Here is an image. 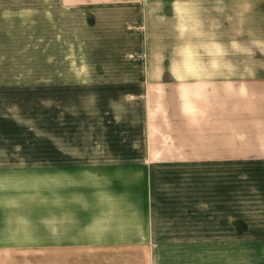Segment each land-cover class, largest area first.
<instances>
[{
  "label": "crops",
  "instance_id": "obj_1",
  "mask_svg": "<svg viewBox=\"0 0 264 264\" xmlns=\"http://www.w3.org/2000/svg\"><path fill=\"white\" fill-rule=\"evenodd\" d=\"M88 35L99 45L95 51L112 52L94 64V81L139 88L126 99L141 104V151L135 139L131 143L126 137L92 141L87 147H104L109 154L1 172L7 180L0 184V248L88 250L150 241L147 204L175 201L149 191V169L184 157L203 170L224 171L226 164L237 190L241 183L249 185L248 194L233 195L235 225L204 230L200 246L211 254L207 264H264V0H0L1 57L10 55L8 41L18 43L15 50L30 46L36 57L89 52ZM46 46L49 51L40 52ZM84 61L68 59L51 69L55 83H86L87 78L75 80L69 72L91 68ZM207 92L210 102L205 104ZM191 93L197 94L196 122L180 116L182 110L189 113L187 102L176 101L177 107L172 102L171 117L162 103L159 113L164 97L174 101ZM112 97L124 99L122 94L104 98ZM205 105L207 113L211 110L207 119ZM187 125L198 131L199 147L169 150L173 132L189 138ZM17 175L26 179L21 192ZM208 179L207 171L201 180ZM217 181H224V174ZM188 187L193 196L197 188ZM218 188L220 214L226 215V186ZM206 192L210 204L209 185L203 196ZM249 217L250 225L244 221ZM196 236H186L194 240L181 244L197 248ZM247 250L255 257L246 258ZM231 251L241 253L231 258Z\"/></svg>",
  "mask_w": 264,
  "mask_h": 264
},
{
  "label": "rangeland",
  "instance_id": "obj_2",
  "mask_svg": "<svg viewBox=\"0 0 264 264\" xmlns=\"http://www.w3.org/2000/svg\"><path fill=\"white\" fill-rule=\"evenodd\" d=\"M71 40L78 39L73 37ZM95 43V38L89 36L87 45L89 52H73L66 55L59 52L42 53L36 57L31 53L30 46L20 51L15 50V47L19 46L18 43L6 42L10 55L0 56V184L7 180H3L1 176V172L6 170L26 171L39 168L45 165L46 161L62 163L71 161L74 157L76 160H87L94 155L109 154L108 151H104V147H87L92 141L117 142L119 137H126L127 142L132 143L135 139L137 144L139 143L141 129L138 122L142 115L141 104L131 101V98L126 99L139 88L125 82L94 81L98 79L94 64L99 58H107L106 54L112 53L95 51V48L99 47ZM39 50L49 51L47 46ZM68 59L73 60L74 64L82 60L88 64L89 61L91 68L82 70L75 67L69 70L71 75L75 76V80L87 78L86 83L69 85L55 83L54 75L51 76L54 71L50 70L55 66L63 67L62 62ZM59 61L62 64L54 65ZM62 72L65 77V71ZM109 94L112 96L122 94L124 99L104 98L109 97ZM196 96L195 93L181 95L178 98L176 96L174 101H166L164 97L159 106H156L160 109L159 113L164 111V107L171 117L172 102L176 107V101L187 102L185 109L189 113L186 114L182 110L180 116L196 122ZM155 98L153 97L152 104L157 103ZM206 102H210L209 92L204 93V103ZM162 103L163 107L160 105ZM207 110L209 109L205 105L206 119L207 115H211V110L209 113ZM158 119L161 121L160 117ZM188 128L190 131L187 140H182L180 133L173 132V144L169 146V150H174L173 148L193 150L199 147L198 131L187 125V130ZM168 135L170 139L171 135ZM163 139L165 137L159 136L161 142ZM128 148L130 147L127 146L126 153L129 155L135 147L131 146L132 151ZM139 150L141 151V147L138 144L137 153ZM182 158L184 157L178 158L175 164L172 160L163 161L149 169L153 171L146 178L153 183L149 191H153L154 195L162 199L175 201L147 204V232L152 235L150 241L88 250L77 246L0 248V264H207L211 254L206 252L204 246H200L204 243L203 235L206 232L204 230L222 225H235L233 195L248 194L249 185L241 183L237 190L236 181L232 178V168L226 164L224 171H217L214 167L203 170L199 162L187 163L190 160ZM207 171L209 179L206 182L201 180V175L205 176ZM222 174L224 181L218 182L217 175L220 177ZM24 180L25 177L16 176L17 191L19 188H25ZM189 184L193 185L194 189L197 188L193 196L190 194L192 191L188 189ZM207 184L210 204L207 203L208 200H204L207 198V192L203 196ZM219 186L223 188L226 186L225 195L228 199L226 215L224 211L220 214L221 204L217 199L218 191L221 190ZM213 197L216 199H212ZM245 210H249V204ZM244 221L248 225L251 224L250 217L244 218ZM194 232L198 235L196 236L198 243L201 242L197 244V248L188 244L182 245L181 243L194 240L193 237H186ZM243 252L246 258L255 257L253 250ZM240 253L231 251L230 256L237 258Z\"/></svg>",
  "mask_w": 264,
  "mask_h": 264
}]
</instances>
